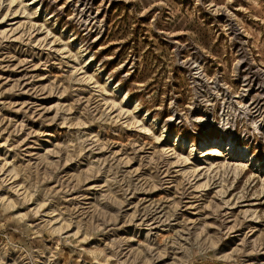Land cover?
<instances>
[{
	"label": "rangeland",
	"instance_id": "rangeland-1",
	"mask_svg": "<svg viewBox=\"0 0 264 264\" xmlns=\"http://www.w3.org/2000/svg\"><path fill=\"white\" fill-rule=\"evenodd\" d=\"M0 264H264V0H0Z\"/></svg>",
	"mask_w": 264,
	"mask_h": 264
},
{
	"label": "bare ground",
	"instance_id": "bare-ground-1",
	"mask_svg": "<svg viewBox=\"0 0 264 264\" xmlns=\"http://www.w3.org/2000/svg\"><path fill=\"white\" fill-rule=\"evenodd\" d=\"M222 145V144H221ZM220 151H221V149H218V145L217 146H213V149H212V153H218V154H220ZM208 152V151H207ZM230 155V153L229 154H225V156H229ZM231 157H233V155L231 156ZM249 161V160H248Z\"/></svg>",
	"mask_w": 264,
	"mask_h": 264
}]
</instances>
